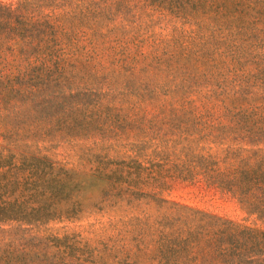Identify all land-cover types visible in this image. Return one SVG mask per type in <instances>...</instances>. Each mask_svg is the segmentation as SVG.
Returning <instances> with one entry per match:
<instances>
[{"label": "trees", "instance_id": "trees-1", "mask_svg": "<svg viewBox=\"0 0 264 264\" xmlns=\"http://www.w3.org/2000/svg\"><path fill=\"white\" fill-rule=\"evenodd\" d=\"M0 264H264V0H0Z\"/></svg>", "mask_w": 264, "mask_h": 264}, {"label": "rangeland", "instance_id": "rangeland-1", "mask_svg": "<svg viewBox=\"0 0 264 264\" xmlns=\"http://www.w3.org/2000/svg\"><path fill=\"white\" fill-rule=\"evenodd\" d=\"M165 196L172 201H176L247 226H255L257 228L264 229V225L262 223L245 215L236 202L230 197L223 196L213 190L206 189L201 185L175 182L171 184L170 190L165 193Z\"/></svg>", "mask_w": 264, "mask_h": 264}]
</instances>
